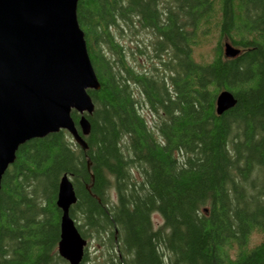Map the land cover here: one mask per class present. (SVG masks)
<instances>
[{"label":"trees","instance_id":"16d2710c","mask_svg":"<svg viewBox=\"0 0 264 264\" xmlns=\"http://www.w3.org/2000/svg\"><path fill=\"white\" fill-rule=\"evenodd\" d=\"M77 14L101 84L88 147L66 130L19 147L1 181L0 264H70L65 174L80 264L90 241L103 264H264V0H79ZM136 33L152 36L140 65ZM225 89L237 102L218 115Z\"/></svg>","mask_w":264,"mask_h":264},{"label":"water","instance_id":"95a60500","mask_svg":"<svg viewBox=\"0 0 264 264\" xmlns=\"http://www.w3.org/2000/svg\"><path fill=\"white\" fill-rule=\"evenodd\" d=\"M78 2L0 0V191L19 147L30 140L66 130L87 150V115L95 110L88 91L99 90L101 84L78 21ZM223 51L228 58L241 52L229 42ZM236 102L232 92L222 90L217 114ZM73 111L80 115L78 124ZM76 201L73 181L65 174L57 197L62 210L58 252L70 264H80L88 246L70 215Z\"/></svg>","mask_w":264,"mask_h":264},{"label":"flooded vegetation","instance_id":"af4514ba","mask_svg":"<svg viewBox=\"0 0 264 264\" xmlns=\"http://www.w3.org/2000/svg\"><path fill=\"white\" fill-rule=\"evenodd\" d=\"M141 36L139 33H136L135 36H133V45H131L132 49H133V60L134 63L140 65V64H144L147 63V59L149 61V56L151 55V47H152V36L150 38V42L148 41L147 45H145L144 43L147 42L145 39H141ZM150 36V35H149ZM149 39V38H148ZM146 46V47H144ZM137 95V99H141L142 100V96L141 94L138 92L136 93Z\"/></svg>","mask_w":264,"mask_h":264},{"label":"rangeland","instance_id":"374dc122","mask_svg":"<svg viewBox=\"0 0 264 264\" xmlns=\"http://www.w3.org/2000/svg\"><path fill=\"white\" fill-rule=\"evenodd\" d=\"M138 63V62H136ZM153 222L155 224L156 227H159L160 225H162L163 223V220L161 219L160 215L155 213L153 215ZM89 247H88V255H89V262L91 264L93 263H100V264H103V257L100 256V253L98 251V248L100 247V245H98L97 243L95 242H89Z\"/></svg>","mask_w":264,"mask_h":264},{"label":"bare ground","instance_id":"6f19581e","mask_svg":"<svg viewBox=\"0 0 264 264\" xmlns=\"http://www.w3.org/2000/svg\"><path fill=\"white\" fill-rule=\"evenodd\" d=\"M89 92V91H88ZM70 178V177H69ZM71 179V178H70ZM72 180V179H71ZM77 224V223H76ZM59 245V244H58ZM59 253V252H58Z\"/></svg>","mask_w":264,"mask_h":264}]
</instances>
